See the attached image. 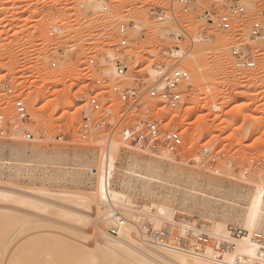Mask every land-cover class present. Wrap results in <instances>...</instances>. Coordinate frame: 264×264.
Masks as SVG:
<instances>
[{
  "label": "rangeland",
  "instance_id": "obj_1",
  "mask_svg": "<svg viewBox=\"0 0 264 264\" xmlns=\"http://www.w3.org/2000/svg\"><path fill=\"white\" fill-rule=\"evenodd\" d=\"M171 1L104 0L109 6L104 10L100 0H0V104L12 109L13 99L22 96L31 113L23 126L36 134L32 141L22 135L0 139V182L37 188L72 204L78 203L77 194L97 190L94 168L106 160L113 142L121 141L116 135L109 143V131L102 128L80 137L87 98L95 80L111 77L107 59L120 39L121 22L136 19L145 28L142 36L134 35L127 56L138 73L161 61L165 48L179 44L172 35L176 23L152 13L169 8ZM222 1L193 0L186 14L175 5L180 22L195 37L186 58L192 75L186 103L171 120L185 138L184 148L171 161L121 143L115 156L111 188L127 195L132 205L125 208L118 200L114 209L103 207L104 214H122L134 234L146 219L168 223L174 208L219 221L226 230L229 225L246 228L249 202L264 185V33L256 39L249 35L255 20L264 24V0H245L246 13L230 31L199 19L205 9L223 10ZM51 25L62 31L51 34ZM238 45H245L254 68L236 66L232 49ZM3 83L15 93L4 92ZM205 146L227 152L239 168L211 173L202 161ZM2 199L0 264H131L122 251L96 244L104 243L99 228L108 235L111 224L99 220L96 204L81 210L87 214L83 217L55 205L43 209ZM161 206L169 208L170 216L158 211ZM261 227L264 231V221Z\"/></svg>",
  "mask_w": 264,
  "mask_h": 264
},
{
  "label": "built area",
  "instance_id": "obj_2",
  "mask_svg": "<svg viewBox=\"0 0 264 264\" xmlns=\"http://www.w3.org/2000/svg\"><path fill=\"white\" fill-rule=\"evenodd\" d=\"M100 2L104 10L109 9L104 0ZM192 4L193 0H172L169 8L158 7L153 10V16L158 20H172L176 23L178 28L172 35L179 44L165 48L161 61L153 62L139 73L127 56L135 42L134 35L142 36L145 28L136 19L119 24L120 39L113 45L112 56L107 59L111 66V77L94 81L95 88L88 96L83 110L80 137L87 138L94 129H107L109 143L118 135L125 148H134L160 158L174 157L184 148L185 138L171 120L175 112L186 103L192 81L186 58L191 52L195 37L180 22L175 5L179 6L180 12L186 14L191 11ZM222 6L223 10H203L199 19L218 30L230 31L236 19L246 13V1L223 0ZM61 31L58 25L50 26L51 34L56 35ZM263 33L264 24L255 20L249 31L250 38H259ZM185 39L189 40V44H184ZM232 53L237 67L252 69L256 66V61L249 55L245 45L234 46ZM139 68L142 65L136 69ZM1 88L8 94L15 93L9 84L3 83ZM5 106L0 104V139L18 135H22L27 141L36 139L35 132L23 126L31 118L24 98L15 97L12 109L7 110ZM63 137V134L59 135V139ZM189 161L194 162V159ZM202 161L215 175L239 168L237 160L227 152L210 146L203 148ZM262 167L264 168V159ZM110 172L108 166V175ZM126 223L124 216L118 215L111 221L108 235L113 239L126 241L122 233V227ZM213 224L214 221L209 217L187 209L174 208L166 224L157 225L153 219H146L137 225L141 242L134 246L153 261L162 264L173 262L169 251H183L191 256L222 261L227 253L237 249L238 240L249 237L258 246L259 259L255 264H264V231L251 232L238 225H229V238L220 239L210 233L213 231ZM236 264L246 263L237 259Z\"/></svg>",
  "mask_w": 264,
  "mask_h": 264
},
{
  "label": "bare ground",
  "instance_id": "obj_3",
  "mask_svg": "<svg viewBox=\"0 0 264 264\" xmlns=\"http://www.w3.org/2000/svg\"><path fill=\"white\" fill-rule=\"evenodd\" d=\"M243 104H244L243 102H240L238 105L240 106ZM113 143H114V145L110 149V151L113 150V152H112L113 154L108 152L106 154L107 155L106 160L105 161L102 160L100 167L94 168L93 174L97 176V190L93 191L92 193L87 192V193L83 194V192H81V194H77L79 197V201L77 204L69 203L70 202L69 200H68L69 202H66V200L62 201V200L54 199L53 198L54 196L53 197L49 196L50 193L47 195H46V193L43 194V192H40L42 190L38 191L37 188L31 189V187H30L28 189V188H23L20 186L6 184L4 182H0V197L3 198L4 200H6V199L14 200L15 199V201H17L16 200V198H17L18 200H21L20 203L21 202L22 203L24 202V204H25V202H26V204L31 203L28 205H34L35 207H36V205H38V207H41L43 209L47 208L48 206H49L48 208H50V205H52L51 207H53V205H55V206H57L56 208L60 207L62 209L61 211H63V212L65 211V213L67 215H78V216H83V217H86L87 214L84 213L85 211L82 212L81 210L90 211L92 205L96 204L98 206V218H99V220L104 221V222L107 221L110 224V222L112 220H114L115 217H117L118 215H122V214H120V213L115 214V216H112V217L107 216L104 214L105 209H103V207H108V206L111 207L112 206V208H113V206L115 204H117L116 201H118V200L120 201V204L125 203L124 204L125 208L127 206H130V204L132 205V203H131L130 199L127 197V195L125 196L123 193L117 192L116 190H113L111 188V179H112L113 172L115 171V160H116L115 156H118L119 151L121 150L120 149V144H121L120 142L119 143L113 142ZM110 146H111V144H110ZM169 159L171 161H174V159L172 157H170ZM108 166L111 170L109 175H108ZM44 192H46V190ZM48 192H50V191H48ZM72 196H74V195H72ZM78 197L76 196L75 198H78ZM17 202H19V201H17ZM127 208H129V207H127ZM149 208H150V206L148 207V210H149ZM113 209H112V211L110 210L109 213H112ZM158 211L161 212V214H164L167 216L170 214V210L166 206H161L160 208H158ZM147 213H149V212H147ZM263 216H264V185L260 186V188L257 189V192L253 195V197L251 198V200L249 202L248 209L246 211V217H245L246 229H248L252 232L253 230H259L260 228H262L261 226H262L263 221H264ZM69 217H71V216H69ZM75 218H76V216H75ZM158 221H159V219H158ZM223 225L224 224H222L219 221L215 222V224L213 226V231H211L210 233L213 236L219 237L220 239H228L229 235L227 233V230L225 229V226H223ZM99 229L98 230L101 233L100 237L103 238L104 243H96V244H98V246L101 247L102 249H104L105 251L108 250V251L114 252V251L120 250L123 252L124 255H126V257H128L129 262L131 264H162V263H158L156 261H153L152 259L147 257L145 254L140 252L138 249L136 250L135 249L136 247L134 248L128 244H125L126 242L124 243L123 242L124 240L122 241V240L110 238V236H108L101 227ZM122 233H123V235L125 234L126 241L127 240L130 241V244L133 243L132 244L133 246L139 245V239L140 238H139L138 233L137 234L132 233L131 230H129L125 225L122 227ZM5 250H6V248H5ZM169 255L173 261L171 264H236L237 259H241L242 262L246 263V264H255V262L259 259L258 246L254 242H252L249 237L238 240L237 241V249L227 253L225 256V259L222 261H214V260H211V259L206 258V257L191 256V255L186 254L183 251H169Z\"/></svg>",
  "mask_w": 264,
  "mask_h": 264
}]
</instances>
